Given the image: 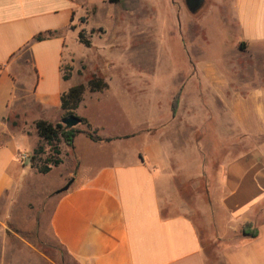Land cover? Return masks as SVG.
<instances>
[{
    "label": "crops",
    "instance_id": "1",
    "mask_svg": "<svg viewBox=\"0 0 264 264\" xmlns=\"http://www.w3.org/2000/svg\"><path fill=\"white\" fill-rule=\"evenodd\" d=\"M79 9L78 0H0V203L18 199L38 176L35 167L17 160L19 152L38 148L36 122L62 124L63 95L86 84L64 79V66L74 65L78 51L85 50L74 25ZM234 15L228 78L216 65L194 62L195 74L191 69L171 95L170 100L182 89L171 119L177 121L188 99L196 97L186 115L201 114L204 122L199 98L224 99V107L212 112L226 113L227 125L213 130L224 129L229 144L240 148L224 159L218 199L203 214L206 234L215 229V240L224 243L241 234L238 243L222 249L226 264H264V0H234ZM49 31L55 35L34 40ZM142 92L138 89L132 103ZM110 97L125 101L123 93L109 89L85 91L75 113L86 122L75 128L80 133L73 148L62 143V163L48 173L62 179L56 188H42V195L56 194L54 236L78 264H207L194 221L181 210L164 213L162 196L172 198L173 171L163 137L153 132L162 127L155 118L159 103L149 104L146 118L140 115L143 102L135 101L122 113L129 128L110 131L104 117L94 114ZM13 116L21 124H13ZM225 136L216 132L212 139ZM247 223L259 230L257 238L243 236Z\"/></svg>",
    "mask_w": 264,
    "mask_h": 264
},
{
    "label": "rangeland",
    "instance_id": "2",
    "mask_svg": "<svg viewBox=\"0 0 264 264\" xmlns=\"http://www.w3.org/2000/svg\"><path fill=\"white\" fill-rule=\"evenodd\" d=\"M78 3L81 9L74 25L79 33H84L91 46L81 45L84 52L78 51L74 65L64 66V76L83 80L86 84L77 86H85V91H90L89 82L96 79L108 85L105 90L123 93L124 102L104 98V106L94 108L97 120L104 117L106 130L128 129L122 113L127 107L133 108L135 101L143 102L140 115L146 118L151 113L149 104L159 103L157 109H153L162 127L153 132L163 137L173 171L172 198L162 196L164 213L181 210L187 214L202 236L207 264H226L222 249L228 242L238 243L242 236L235 235L225 243L216 241L215 229L210 236L206 234L203 217L206 209L218 199L217 191L222 186L226 164L224 159L240 148L229 144L221 131L224 129L213 130L214 126L227 125L226 113L212 112L215 107L216 112L218 107H224V99L199 98L197 105L200 111L204 110L205 117L202 122L201 114L186 115L189 111L186 109L193 107L196 97L188 99L177 121L171 119V106L179 91L170 98L195 67L194 62L216 65L228 78L229 40L236 30L234 0H204L197 13L190 11L186 0H78ZM138 89L144 91L140 95L144 94L146 99L135 97L132 103ZM73 115L78 116L75 111ZM13 124L21 123L14 120ZM216 132L225 137L213 140ZM197 137L200 138L194 144ZM62 143L61 139L56 144L60 151ZM39 145H43L45 151L36 160L38 176L25 185L18 199L0 203V264H78L59 244L51 228L57 198L55 193L42 195V188H56L62 179L57 172L49 175L38 172L53 150L44 141L40 140ZM57 158L61 160L60 155Z\"/></svg>",
    "mask_w": 264,
    "mask_h": 264
},
{
    "label": "trees",
    "instance_id": "3",
    "mask_svg": "<svg viewBox=\"0 0 264 264\" xmlns=\"http://www.w3.org/2000/svg\"><path fill=\"white\" fill-rule=\"evenodd\" d=\"M55 33L52 31L46 32V33H40L37 36H35V41H42L45 40L47 37L54 36ZM78 40L81 44H83L85 47L89 48L91 46L90 42L85 39L84 33L80 32L78 35ZM65 80H68L69 78L67 76H64ZM89 87L91 92H97L102 91L108 88V85L103 82L102 80H96L93 79L89 82ZM85 92V86L79 85L71 88L68 93L63 95L62 102H63V109L66 111V117L73 115L74 111L79 107V105L82 102L83 94ZM182 95V89L179 90V92L175 95L171 110L173 115H176L179 105H180V99ZM82 123H85L86 121L84 119H81ZM36 129L38 136L41 141H44L47 143L48 146L52 147V149L58 154H61L60 149L56 145L60 140L62 139L64 143L69 147L73 148L74 146V140L76 136L80 133V131L76 129L68 130L66 127L59 123V124H51L47 121H37L36 122ZM93 139L99 140L98 137L92 136ZM45 148L43 145H39L38 148L34 151V160H38L39 156L41 154H44ZM62 163L60 159L56 160L55 165L59 166ZM51 170L42 167L41 169H38V172L42 174H47ZM242 234L245 237L248 238H257L259 236V230L254 227L252 223H247L243 229Z\"/></svg>",
    "mask_w": 264,
    "mask_h": 264
},
{
    "label": "water",
    "instance_id": "4",
    "mask_svg": "<svg viewBox=\"0 0 264 264\" xmlns=\"http://www.w3.org/2000/svg\"><path fill=\"white\" fill-rule=\"evenodd\" d=\"M203 2L204 0H186L187 7L190 9L192 13H197L201 8ZM81 123H82L81 118L76 115L68 116L62 121V124L68 130L77 128ZM69 186L70 184L64 187L60 192L67 191L69 189Z\"/></svg>",
    "mask_w": 264,
    "mask_h": 264
},
{
    "label": "built area",
    "instance_id": "5",
    "mask_svg": "<svg viewBox=\"0 0 264 264\" xmlns=\"http://www.w3.org/2000/svg\"><path fill=\"white\" fill-rule=\"evenodd\" d=\"M59 155L57 153H55L54 150H52V156L47 159L46 161H44L42 163L43 167H46L50 170L54 169L56 167L55 162L56 160H58ZM17 160L25 167V168H34L36 161L34 160V154L33 153H29L26 151H21L18 153L17 155ZM36 168V167H35Z\"/></svg>",
    "mask_w": 264,
    "mask_h": 264
}]
</instances>
